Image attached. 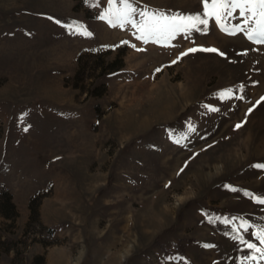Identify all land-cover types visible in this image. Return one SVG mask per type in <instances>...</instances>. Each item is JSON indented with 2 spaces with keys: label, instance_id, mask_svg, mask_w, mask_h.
Here are the masks:
<instances>
[{
  "label": "rangeland",
  "instance_id": "obj_1",
  "mask_svg": "<svg viewBox=\"0 0 264 264\" xmlns=\"http://www.w3.org/2000/svg\"><path fill=\"white\" fill-rule=\"evenodd\" d=\"M134 6L204 11L203 0ZM110 7L122 5L0 0V264H264L240 242L264 250L252 235L264 230V44L214 18L171 46L145 44L99 19ZM238 23L239 10L227 27ZM194 47L224 55L180 57ZM117 54L122 67L98 77Z\"/></svg>",
  "mask_w": 264,
  "mask_h": 264
},
{
  "label": "snow or ice",
  "instance_id": "obj_2",
  "mask_svg": "<svg viewBox=\"0 0 264 264\" xmlns=\"http://www.w3.org/2000/svg\"><path fill=\"white\" fill-rule=\"evenodd\" d=\"M116 2L117 0H108L110 6L115 5ZM119 3L122 5V8L110 7V11L107 14L101 13L99 19H107L110 26L124 27L126 24H131V26L139 33V35L136 36V39L145 44L153 42L165 47L171 46L169 42L174 40L178 34H183L187 38L193 31L203 32L200 25L207 28L209 18L215 19V23L221 31H225L230 35L243 32L249 41L256 44H264V0H210V3L209 0H203L204 11L202 14H170L159 10L156 12H149L134 6V0H119ZM237 10H239V18L242 21V24L238 23L231 28L227 27V21L234 18V14ZM134 14L142 16L144 19L137 23L133 18ZM109 17L111 18L109 19ZM56 23H60V21H56ZM65 27L73 31L76 28L82 29V26L76 25V22L67 24ZM81 34L91 36V33L86 29H82ZM123 43H127V41H124ZM132 47L135 48V45H132ZM137 50L139 51L141 49ZM197 51L218 53L221 56L224 55V53L219 52L216 48L194 47L181 53L180 57ZM176 62L177 60L172 61L173 64ZM156 71L159 72L161 69L158 68ZM231 94L232 90L227 89L220 95L230 97ZM261 100H264V97H262ZM257 103L260 102L258 101ZM209 110L217 111V109L211 108ZM251 111L252 109H249V112ZM241 126V124L236 125L237 128H240ZM190 130L195 131L194 128H190ZM177 143H179V141H177ZM254 167L264 169V164H256ZM257 202L264 204V199H260ZM240 227L245 231H248V222L243 221ZM252 235L255 239L259 240L261 244H264V230L260 233H253ZM240 242L245 243L250 252H260V258L264 259V250L258 248L256 244L244 241L243 237H240ZM205 247L211 246L205 245ZM245 258L251 260L257 259L255 255Z\"/></svg>",
  "mask_w": 264,
  "mask_h": 264
},
{
  "label": "trees",
  "instance_id": "obj_3",
  "mask_svg": "<svg viewBox=\"0 0 264 264\" xmlns=\"http://www.w3.org/2000/svg\"><path fill=\"white\" fill-rule=\"evenodd\" d=\"M83 57L82 55H79L77 57V69H76V72L74 74V80L78 82V79H81V82H82V79L85 76V72H84V68L87 67V62L83 63ZM102 62V60H101ZM123 65V60H122V54H117L114 59L109 62V63H101V65H96L99 70H100V73L98 75V77H102L104 75V73H107V72H103V71H106V70H109L108 73H112V72H115L117 71L118 69H120ZM92 66V68L95 70V66L93 63H91L90 67ZM89 68V67H87ZM96 80V79H95ZM77 85V84H75ZM75 88H77L76 86H74ZM96 90L94 93H89L88 95L90 96H94V97H99L101 96L104 91H105V86L103 85L102 82L99 83L98 86H96ZM7 199H8V202H10V197L7 195ZM32 205H33V200H31L29 202V210H31V217L32 215L34 216V214H36V211H35V208H32ZM10 206H13L11 203H10ZM175 249L178 251V252H183V247H179V246H176Z\"/></svg>",
  "mask_w": 264,
  "mask_h": 264
}]
</instances>
